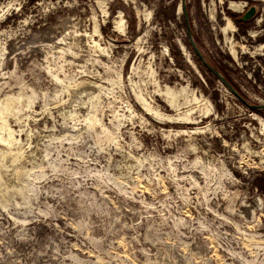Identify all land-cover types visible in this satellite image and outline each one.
Returning a JSON list of instances; mask_svg holds the SVG:
<instances>
[{
    "label": "rangeland",
    "instance_id": "1",
    "mask_svg": "<svg viewBox=\"0 0 264 264\" xmlns=\"http://www.w3.org/2000/svg\"><path fill=\"white\" fill-rule=\"evenodd\" d=\"M181 2L0 0V264H264V0H185L241 98Z\"/></svg>",
    "mask_w": 264,
    "mask_h": 264
},
{
    "label": "water",
    "instance_id": "2",
    "mask_svg": "<svg viewBox=\"0 0 264 264\" xmlns=\"http://www.w3.org/2000/svg\"><path fill=\"white\" fill-rule=\"evenodd\" d=\"M181 9H182V13L184 15V19H185V24H186V28H187V33H188V39L189 42L195 52V54L199 57V59L202 61L203 65H205V67L207 69H209V71L211 73H213L228 89L231 93H233L234 95H236L237 97L241 98L240 95L238 94V92L234 89V87L227 81V79L218 71L216 70L214 67H212L203 57V55L201 54V52L199 51L196 42L192 36L191 30H190V25H189V21H188V17H187V10H186V5H185V0H182L181 2ZM255 12V7L251 6L247 9V11L244 13V15L242 16V20H247L249 19ZM248 107L251 109H264V105H252V104H248Z\"/></svg>",
    "mask_w": 264,
    "mask_h": 264
},
{
    "label": "bare ground",
    "instance_id": "3",
    "mask_svg": "<svg viewBox=\"0 0 264 264\" xmlns=\"http://www.w3.org/2000/svg\"><path fill=\"white\" fill-rule=\"evenodd\" d=\"M179 9H181L180 6H179ZM117 26H118V25H117ZM120 26H121V25H120ZM120 26H119V30H120V32H121L122 28H121ZM117 29H118V28H117ZM138 100H139V102L141 103V105L143 106L144 110H147L146 113L148 114L149 111H150V109H149V107H148V104H147L146 99H145L144 97H142V96H139V97H138Z\"/></svg>",
    "mask_w": 264,
    "mask_h": 264
},
{
    "label": "trees",
    "instance_id": "4",
    "mask_svg": "<svg viewBox=\"0 0 264 264\" xmlns=\"http://www.w3.org/2000/svg\"><path fill=\"white\" fill-rule=\"evenodd\" d=\"M232 16H234V15H232ZM191 45V44H190ZM192 47V46H191ZM201 61V60H200Z\"/></svg>",
    "mask_w": 264,
    "mask_h": 264
}]
</instances>
